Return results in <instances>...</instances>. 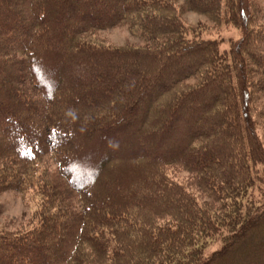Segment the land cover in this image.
Instances as JSON below:
<instances>
[{
	"label": "trees",
	"instance_id": "1",
	"mask_svg": "<svg viewBox=\"0 0 264 264\" xmlns=\"http://www.w3.org/2000/svg\"><path fill=\"white\" fill-rule=\"evenodd\" d=\"M263 1L0 0V264H264Z\"/></svg>",
	"mask_w": 264,
	"mask_h": 264
},
{
	"label": "rangeland",
	"instance_id": "2",
	"mask_svg": "<svg viewBox=\"0 0 264 264\" xmlns=\"http://www.w3.org/2000/svg\"><path fill=\"white\" fill-rule=\"evenodd\" d=\"M263 1V0H261ZM262 11H264V1L261 2ZM183 19L189 25L198 27L205 37H216L222 42L223 46H228L229 38L237 37L239 30L230 25L221 24L218 26L206 15L188 11L183 14ZM264 21V18L262 19ZM93 39L99 41H106L111 45H126L128 43H140V40L135 38L127 25H118L112 28H104L98 30ZM40 203L39 197L35 195L33 190H26L24 192L7 191L0 195V228H5V225L13 224L18 226L23 218H30L37 210ZM9 223V224H8ZM26 223L19 224V227L24 226ZM222 246L221 241L213 243L208 246V254L219 250Z\"/></svg>",
	"mask_w": 264,
	"mask_h": 264
}]
</instances>
